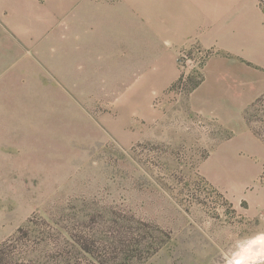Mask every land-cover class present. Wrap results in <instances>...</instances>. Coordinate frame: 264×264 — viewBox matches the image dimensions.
I'll list each match as a JSON object with an SVG mask.
<instances>
[{
	"label": "rangeland",
	"instance_id": "rangeland-1",
	"mask_svg": "<svg viewBox=\"0 0 264 264\" xmlns=\"http://www.w3.org/2000/svg\"><path fill=\"white\" fill-rule=\"evenodd\" d=\"M4 34L0 264H227L264 234L263 155L221 150L231 132L184 104L210 54L200 43L151 97L146 64L52 56ZM198 46L206 60L186 74L180 54ZM254 111L264 135V101Z\"/></svg>",
	"mask_w": 264,
	"mask_h": 264
},
{
	"label": "crops",
	"instance_id": "crops-1",
	"mask_svg": "<svg viewBox=\"0 0 264 264\" xmlns=\"http://www.w3.org/2000/svg\"><path fill=\"white\" fill-rule=\"evenodd\" d=\"M1 25L6 41L45 45L52 56L75 47L88 61L146 64L140 79L151 97L178 79L179 49L200 43L210 54L186 108L231 132L221 150L236 153L242 143L264 159V141L245 118L264 94V0H0Z\"/></svg>",
	"mask_w": 264,
	"mask_h": 264
},
{
	"label": "bare ground",
	"instance_id": "bare-ground-1",
	"mask_svg": "<svg viewBox=\"0 0 264 264\" xmlns=\"http://www.w3.org/2000/svg\"><path fill=\"white\" fill-rule=\"evenodd\" d=\"M264 259V234H259L245 243L227 264H254Z\"/></svg>",
	"mask_w": 264,
	"mask_h": 264
},
{
	"label": "built area",
	"instance_id": "built-area-1",
	"mask_svg": "<svg viewBox=\"0 0 264 264\" xmlns=\"http://www.w3.org/2000/svg\"><path fill=\"white\" fill-rule=\"evenodd\" d=\"M195 52H197L196 57L190 56L189 54H187V50H183L180 54L181 55V65L183 69L185 70L186 74L190 73L192 70L199 69L201 65L203 64V62L206 60L205 56L207 52L203 50L201 47L199 46L196 47ZM183 76L185 78L184 74Z\"/></svg>",
	"mask_w": 264,
	"mask_h": 264
},
{
	"label": "trees",
	"instance_id": "trees-1",
	"mask_svg": "<svg viewBox=\"0 0 264 264\" xmlns=\"http://www.w3.org/2000/svg\"><path fill=\"white\" fill-rule=\"evenodd\" d=\"M194 80V81H193ZM192 81L194 82L192 86H190L191 88L189 90H192L193 88H195L202 80V78L200 79H193ZM183 82H181L182 84ZM180 84V85H181ZM262 101H264V94L261 95L254 103H252L245 111V118H246V121L248 123V125L253 129V131L258 135L260 136L261 138L264 139V135L258 131L257 129H255L254 127V122L257 120L259 121L258 119V116L257 114H255L256 112L254 111V109L256 108V106H258ZM255 117V118H254ZM255 120V121H254ZM264 121V120H263Z\"/></svg>",
	"mask_w": 264,
	"mask_h": 264
}]
</instances>
